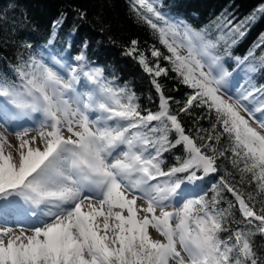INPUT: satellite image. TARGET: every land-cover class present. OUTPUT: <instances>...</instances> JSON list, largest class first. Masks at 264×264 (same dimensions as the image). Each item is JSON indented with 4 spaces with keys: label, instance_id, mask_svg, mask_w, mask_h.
<instances>
[{
    "label": "snow or ice",
    "instance_id": "6c2138e0",
    "mask_svg": "<svg viewBox=\"0 0 264 264\" xmlns=\"http://www.w3.org/2000/svg\"><path fill=\"white\" fill-rule=\"evenodd\" d=\"M130 7L166 49L150 46V59L134 39L123 52L150 77L157 111L142 112L135 92L115 86L83 51L75 65L43 51L21 55L10 66L15 80L0 73L5 132L9 120L42 116L38 127L10 133L15 146L0 132V264H264L253 243L264 237V85L249 79L230 92L231 73L203 30L162 12L159 0ZM257 12L264 16V5L239 23L225 15L218 40L243 37ZM161 77L190 90L183 103L165 94ZM193 108L211 120L194 135L180 119ZM179 146L184 155L165 168L164 154ZM209 176L218 177L210 198L196 183ZM245 184L254 190L237 187Z\"/></svg>",
    "mask_w": 264,
    "mask_h": 264
},
{
    "label": "trees",
    "instance_id": "16d2710c",
    "mask_svg": "<svg viewBox=\"0 0 264 264\" xmlns=\"http://www.w3.org/2000/svg\"><path fill=\"white\" fill-rule=\"evenodd\" d=\"M130 4L131 0H0V73L15 80L10 66H14L21 55L27 60L30 54L43 51L45 54L58 55L69 62L83 51L90 63L104 69L105 76L115 86H127L135 92L136 102L142 112L146 109L157 111L159 98L150 83V77L135 60L125 56L123 52L134 39L150 59V46L155 45L167 54L166 49L159 44L148 25L136 18ZM159 4L162 12L186 21L197 31L203 30L206 39L216 43L217 46L211 52L220 58V63L231 73V84L236 83L238 87L248 86L251 79L257 87L264 85V67H261L264 45L256 46L264 34V16L257 12L255 22L246 24L242 29L245 32L243 37L237 35L227 41L218 40L222 31L218 25L225 15L234 24L239 23L264 5V0H159ZM81 12L84 13L83 18ZM62 14V23L54 29V23L61 19ZM223 31L227 32V29ZM53 33L55 37L49 44ZM233 39L237 41L235 44H232ZM26 44L32 47L27 48ZM250 50L254 55L243 64L238 63L237 58L244 59ZM161 64L170 67L166 61H161ZM249 64H254L258 70L247 74ZM244 75L246 80L243 81ZM170 76L174 77L175 73L170 72ZM160 81L167 96L184 102L189 89L180 85L176 79L161 77ZM177 107L175 103L172 104L173 110ZM191 112V116L180 115L186 132L194 135L196 127H210L211 120L206 116L205 109L193 108ZM200 116L204 119L197 120ZM174 136L175 133L170 134V139ZM183 155L182 146L165 153L164 167L176 164L175 156ZM226 166L235 175L231 165ZM217 178L209 176L203 181H197L201 186L198 191H206L210 198L211 186ZM236 180H239L238 175ZM237 187H242L246 192L254 190V185ZM225 195L232 199L230 194ZM221 207H227V204L224 203ZM235 218L241 219L238 212H235ZM230 226L237 227L235 224ZM227 235L228 233H222V236ZM253 243L258 250L264 251V237L256 235Z\"/></svg>",
    "mask_w": 264,
    "mask_h": 264
},
{
    "label": "rangeland",
    "instance_id": "374dc122",
    "mask_svg": "<svg viewBox=\"0 0 264 264\" xmlns=\"http://www.w3.org/2000/svg\"><path fill=\"white\" fill-rule=\"evenodd\" d=\"M249 73L250 72H247V74H249ZM244 80H246V75L243 76V81ZM231 82H232V80L229 79V91L230 92L234 91L233 88L231 87V85H232ZM77 87H78V90H84V89H81L80 85H78ZM244 87L246 88L247 86H244ZM234 89H236V88H234ZM2 99L3 98H0V100H2ZM8 107H11V106L9 105ZM12 110L15 111V109H12ZM257 115H259V114H257ZM94 117H95V114H94L93 118ZM0 120H2V117H0ZM40 120H42V116H41L40 113H33L31 119H28L27 117L21 119V121H23V122H20L19 120H16V121L9 120L8 123H7L8 131L5 132L4 127L0 126V132H3L7 136L8 140L10 141V143L15 146L17 144L16 137H15V135H12L10 133L15 132V131H20L23 128H30V129L36 128V127H38ZM30 135H36V132L35 131H31ZM7 150L8 149L6 148V151ZM11 150L13 152L15 151L14 148L11 149ZM138 203H140V201H138ZM9 223H14V220L10 219ZM150 232L152 233L153 236H155L156 238H159L158 235L153 230L150 229Z\"/></svg>",
    "mask_w": 264,
    "mask_h": 264
},
{
    "label": "bare ground",
    "instance_id": "6f19581e",
    "mask_svg": "<svg viewBox=\"0 0 264 264\" xmlns=\"http://www.w3.org/2000/svg\"><path fill=\"white\" fill-rule=\"evenodd\" d=\"M87 87H88V88H91L92 86H91V85H88ZM19 121H20V122H23V121H21V119H20ZM140 203H141V202H140Z\"/></svg>",
    "mask_w": 264,
    "mask_h": 264
}]
</instances>
